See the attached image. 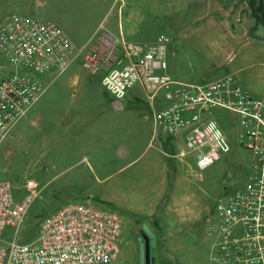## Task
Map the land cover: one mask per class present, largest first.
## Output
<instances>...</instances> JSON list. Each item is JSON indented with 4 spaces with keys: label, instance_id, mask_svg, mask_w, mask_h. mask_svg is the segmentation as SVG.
I'll return each instance as SVG.
<instances>
[{
    "label": "rangeland",
    "instance_id": "obj_1",
    "mask_svg": "<svg viewBox=\"0 0 264 264\" xmlns=\"http://www.w3.org/2000/svg\"><path fill=\"white\" fill-rule=\"evenodd\" d=\"M252 1L0 0V21L12 12L54 21L75 53L101 25L138 43L168 35L174 78L204 84L231 74L264 99V14ZM10 71L0 53V79ZM58 73L45 77V94L0 146V180L12 183L16 199L26 194L28 179L39 183L21 238L36 240L42 220L65 204L89 202L124 219L120 253L111 264H142L137 236L144 224L156 237L151 264H213L217 208L245 187L249 173L251 154L238 145V127L215 111L233 150L205 170L192 157L190 165L168 156L144 161L160 150L161 135H169L155 130L143 89L134 87L119 108L81 58Z\"/></svg>",
    "mask_w": 264,
    "mask_h": 264
},
{
    "label": "built area",
    "instance_id": "obj_2",
    "mask_svg": "<svg viewBox=\"0 0 264 264\" xmlns=\"http://www.w3.org/2000/svg\"><path fill=\"white\" fill-rule=\"evenodd\" d=\"M172 45L168 35L138 43L101 25L75 53L74 43L56 22L10 13L0 21V53L11 68L0 79V146L45 94V77L63 73L79 58L90 74L101 77L119 108L139 85L153 106L155 130L163 128L176 147L170 157H192L200 171L233 150L214 116L223 111L233 128L238 127V145L251 160L245 187L217 208L211 260L264 264V99L231 74L204 84L174 78L169 73ZM25 189L23 198L16 199L12 183L0 180V264H111L118 258L123 217L89 202L65 204L42 220L36 240L21 238L40 195L34 178Z\"/></svg>",
    "mask_w": 264,
    "mask_h": 264
},
{
    "label": "water",
    "instance_id": "obj_3",
    "mask_svg": "<svg viewBox=\"0 0 264 264\" xmlns=\"http://www.w3.org/2000/svg\"><path fill=\"white\" fill-rule=\"evenodd\" d=\"M140 243V254L142 264L156 262V237L148 224H144L143 230L137 236Z\"/></svg>",
    "mask_w": 264,
    "mask_h": 264
},
{
    "label": "crops",
    "instance_id": "obj_4",
    "mask_svg": "<svg viewBox=\"0 0 264 264\" xmlns=\"http://www.w3.org/2000/svg\"><path fill=\"white\" fill-rule=\"evenodd\" d=\"M94 33V32H93ZM93 35V34H92ZM91 35V36H92ZM90 36V37H91ZM249 59H247L245 62H247V64L248 63H252V61L251 60H249ZM240 63H242V62H240ZM238 72H240V70L238 71ZM228 75H230V74H228ZM224 77V76H223ZM222 78V77H221ZM216 80L217 79H219V78H215ZM158 146L160 147L159 149V151H157L155 154H152L151 155V157L149 158V159H145L144 161H169V160H167L168 159V157H170V155L171 154H173V153H171V152H169V151H171V150H176V147L174 146V144H173V142H172V139L170 138V137H163L162 135H161V137H160V140H159V144H158ZM164 149V150H163ZM159 152V153H158ZM168 156V157H167ZM184 163H186V164H188V165H190V162L187 160V161H183Z\"/></svg>",
    "mask_w": 264,
    "mask_h": 264
},
{
    "label": "trees",
    "instance_id": "obj_5",
    "mask_svg": "<svg viewBox=\"0 0 264 264\" xmlns=\"http://www.w3.org/2000/svg\"><path fill=\"white\" fill-rule=\"evenodd\" d=\"M257 2L260 5V11L264 14V8H263L264 1L263 0H254L251 2V5L254 7Z\"/></svg>",
    "mask_w": 264,
    "mask_h": 264
}]
</instances>
